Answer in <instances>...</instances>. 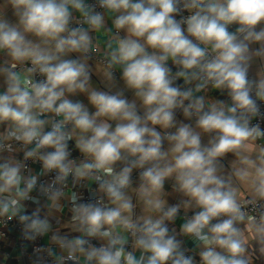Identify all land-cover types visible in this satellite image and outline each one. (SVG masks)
<instances>
[{
  "label": "clouds",
  "instance_id": "obj_1",
  "mask_svg": "<svg viewBox=\"0 0 264 264\" xmlns=\"http://www.w3.org/2000/svg\"><path fill=\"white\" fill-rule=\"evenodd\" d=\"M0 78V216L67 201L56 264H264V0H0Z\"/></svg>",
  "mask_w": 264,
  "mask_h": 264
},
{
  "label": "built area",
  "instance_id": "obj_2",
  "mask_svg": "<svg viewBox=\"0 0 264 264\" xmlns=\"http://www.w3.org/2000/svg\"><path fill=\"white\" fill-rule=\"evenodd\" d=\"M117 76H119V73H117ZM180 82L182 83V81ZM69 147L72 150L73 157L78 158L80 154L71 146L70 142ZM16 155L17 159H23L22 153H17ZM27 163L31 171L35 168L39 169V171L41 170V164L39 162L28 161ZM40 179L41 181H48L51 177L41 176ZM91 188L95 190L96 185H91ZM68 189L79 192L85 200L90 198L89 191L81 188L79 185L73 189L71 183H69ZM40 202L45 206L47 212L50 213L47 202L43 198L40 199ZM63 204V208H66L67 212H70V204L67 201H64ZM25 212L30 214L23 208L20 214H25ZM188 215L190 216L192 213ZM9 216H11V213L0 216V264H56L58 256L53 252V248L57 250L60 256L66 255L56 242L45 244V235L38 237L36 240L25 239L23 226L19 222L18 216H12L11 219H9ZM69 217L71 219V214ZM68 264H71V262H68Z\"/></svg>",
  "mask_w": 264,
  "mask_h": 264
},
{
  "label": "crops",
  "instance_id": "obj_3",
  "mask_svg": "<svg viewBox=\"0 0 264 264\" xmlns=\"http://www.w3.org/2000/svg\"><path fill=\"white\" fill-rule=\"evenodd\" d=\"M108 26L111 27V21H108ZM107 37L105 36H101L100 37V41H101V45L104 44V42L106 41ZM91 63V62H90ZM93 67H95V65H93ZM174 70V68H173ZM2 79V78H0ZM93 82L101 85V78L99 76V74H94L93 77ZM212 97H218L220 99H223L224 97L219 96L218 92H209L208 93V98H212ZM72 99H81L83 100L85 103H87V99L85 96H78V97H71ZM71 146L74 148V144L73 142H70ZM75 149V148H74ZM77 151V150H76ZM78 152V151H77ZM79 153V152H78ZM4 155H7V153H5ZM17 157V155H16ZM40 171L39 169H34L32 171L33 174H38ZM32 195H36L35 192L32 193ZM62 203H64V201H62ZM169 203H175V200L173 199H169ZM42 208V212L41 215L42 216H47L50 220V223L52 225L51 231L49 233H47L45 235V239H44V243L45 244H52L55 243V241L52 240V236L56 235V234H60V235H79V233L73 232L72 230V226H71V219L69 217V215L71 214V212H67L66 208H63V210H57V209H50V213L47 212V209L45 208V206L40 202L39 205ZM37 207V205L35 203L32 202H24V207L23 209L27 210L29 213H31L35 208ZM192 213L191 211L188 213L190 214ZM183 216V212H181V217ZM182 223V219L178 218L175 222L174 225H170V227H176L177 230H179V226ZM185 239V246L187 248H192L193 244L190 240ZM54 247V246H53ZM53 252L60 257V255L58 254L57 250L53 248ZM15 255H17V253H15ZM15 264V263H14Z\"/></svg>",
  "mask_w": 264,
  "mask_h": 264
}]
</instances>
